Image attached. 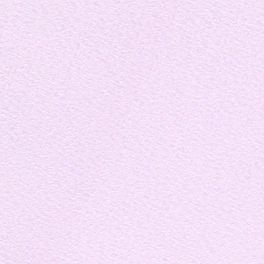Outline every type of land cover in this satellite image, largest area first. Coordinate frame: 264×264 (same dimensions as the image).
Returning <instances> with one entry per match:
<instances>
[{
	"label": "snow or ice",
	"instance_id": "obj_1",
	"mask_svg": "<svg viewBox=\"0 0 264 264\" xmlns=\"http://www.w3.org/2000/svg\"><path fill=\"white\" fill-rule=\"evenodd\" d=\"M0 264H264V0H0Z\"/></svg>",
	"mask_w": 264,
	"mask_h": 264
}]
</instances>
